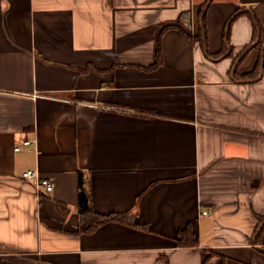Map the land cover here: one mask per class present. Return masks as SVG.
I'll return each mask as SVG.
<instances>
[{"label": "crops", "instance_id": "crops-1", "mask_svg": "<svg viewBox=\"0 0 264 264\" xmlns=\"http://www.w3.org/2000/svg\"><path fill=\"white\" fill-rule=\"evenodd\" d=\"M203 2L0 0V264H264V61L231 69L264 0L208 2L219 58L193 40ZM79 170L119 214L86 234ZM187 225L197 245L176 243Z\"/></svg>", "mask_w": 264, "mask_h": 264}, {"label": "trees", "instance_id": "trees-1", "mask_svg": "<svg viewBox=\"0 0 264 264\" xmlns=\"http://www.w3.org/2000/svg\"><path fill=\"white\" fill-rule=\"evenodd\" d=\"M210 0H204L202 5L199 9V21H200V31L198 35L193 37V40L196 42H199L202 48H205L207 55L218 57L221 54H224L226 52V46H227V40H228V33L226 32L224 34V44L222 48L219 50L217 54H210L207 51V34H206V26H205V9ZM107 4L111 3V0H106ZM241 14H243L240 11H236L233 16H231L227 21V26L230 27V25L233 23V21L239 17ZM251 19L253 21L254 29H253V38L252 41L243 48V50L236 55V57L233 60L232 63V72H234V78L240 81H254L259 76V69L261 63L264 61V33L262 30V27L259 25L258 21L254 17L253 13L251 14ZM256 48L259 50L260 58L256 62L253 69L250 71V73H239L237 71L238 65L241 63V61L246 57L245 55L249 52L250 49ZM230 53L229 55H231ZM156 63L151 66L150 68L157 67L158 64L161 63L162 58L160 54V47L158 46L157 52H156ZM77 184H78V192H77V214L79 215V223H78V233L79 234H86V233H92L95 231L96 228L101 226V224H104L106 222L110 221H116L118 219L119 214H102L97 213L94 211L92 207V199H91V190H90V184H89V178L87 175V172H82L81 170L77 173ZM264 221V216L257 215V223L255 232L261 222ZM264 230V226L260 230V232L256 235L255 241L259 242L260 235L262 231ZM178 244H184V245H197V238L195 237L194 232L192 231L191 227L189 225L186 226L183 230L179 231V239L176 242ZM212 254V253H211Z\"/></svg>", "mask_w": 264, "mask_h": 264}, {"label": "built area", "instance_id": "built-area-1", "mask_svg": "<svg viewBox=\"0 0 264 264\" xmlns=\"http://www.w3.org/2000/svg\"><path fill=\"white\" fill-rule=\"evenodd\" d=\"M34 142V139H26L23 145H21L20 147H16L15 150H19L23 146H30L34 144ZM22 176L24 178L33 180L37 188H43L46 192L52 191L53 189V185L51 184V182L44 177H40L39 173L35 170H26L22 173ZM203 214H208V212L204 211Z\"/></svg>", "mask_w": 264, "mask_h": 264}, {"label": "water", "instance_id": "water-1", "mask_svg": "<svg viewBox=\"0 0 264 264\" xmlns=\"http://www.w3.org/2000/svg\"><path fill=\"white\" fill-rule=\"evenodd\" d=\"M263 68V64H261V69ZM264 226V221L261 222L255 232V234L253 235V239L255 238V236L260 232V230L262 229V227ZM259 250L263 251L264 252V247H259Z\"/></svg>", "mask_w": 264, "mask_h": 264}]
</instances>
